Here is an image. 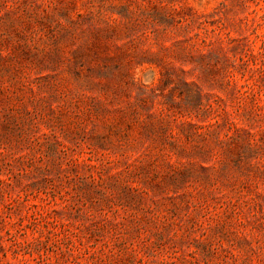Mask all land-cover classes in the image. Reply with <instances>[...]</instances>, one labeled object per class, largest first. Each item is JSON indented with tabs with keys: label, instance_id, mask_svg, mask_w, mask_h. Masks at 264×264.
Masks as SVG:
<instances>
[{
	"label": "rangeland",
	"instance_id": "rangeland-1",
	"mask_svg": "<svg viewBox=\"0 0 264 264\" xmlns=\"http://www.w3.org/2000/svg\"><path fill=\"white\" fill-rule=\"evenodd\" d=\"M0 264H264V0H0Z\"/></svg>",
	"mask_w": 264,
	"mask_h": 264
}]
</instances>
